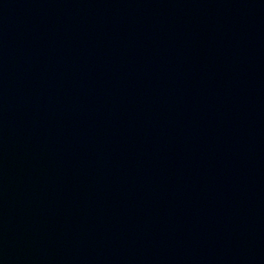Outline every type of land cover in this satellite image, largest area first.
Returning <instances> with one entry per match:
<instances>
[{"label":"water","instance_id":"95a60500","mask_svg":"<svg viewBox=\"0 0 264 264\" xmlns=\"http://www.w3.org/2000/svg\"><path fill=\"white\" fill-rule=\"evenodd\" d=\"M0 264H264V0H0Z\"/></svg>","mask_w":264,"mask_h":264}]
</instances>
